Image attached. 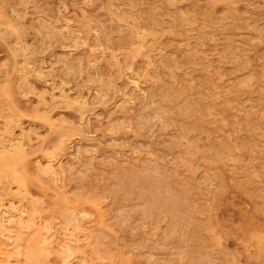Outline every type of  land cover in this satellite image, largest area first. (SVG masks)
<instances>
[{
    "label": "rangeland",
    "instance_id": "rangeland-1",
    "mask_svg": "<svg viewBox=\"0 0 264 264\" xmlns=\"http://www.w3.org/2000/svg\"><path fill=\"white\" fill-rule=\"evenodd\" d=\"M0 21V264H264V0Z\"/></svg>",
    "mask_w": 264,
    "mask_h": 264
},
{
    "label": "bare ground",
    "instance_id": "bare-ground-1",
    "mask_svg": "<svg viewBox=\"0 0 264 264\" xmlns=\"http://www.w3.org/2000/svg\"><path fill=\"white\" fill-rule=\"evenodd\" d=\"M3 12H5V11H3ZM3 12H2V13H3ZM5 13H6V12H5ZM5 13H4V14H5ZM4 14H3V15H4ZM24 14H25V13H24ZM25 15H26V14H25ZM4 18H6V17L4 16ZM9 19H10V18H9ZM0 22H1V21H0ZM7 22H8V21H7ZM7 22H5V23H7ZM5 23H3V24L5 25ZM7 25H8V24H7ZM89 30H90V28H89ZM75 37H77V36H75ZM75 37H74V38H75ZM76 39H77V38H76ZM77 40H78V39H77ZM74 41H75V40H74ZM3 93H4V92H3ZM169 94H170V93H169ZM60 95H61V94H60ZM167 95H168V94H167ZM63 96H65V95H63ZM164 96H165V95H164ZM164 96H163V97H164ZM43 97H44V96H43ZM67 97H68V96H67ZM166 97H167V96H166ZM68 98H69V97H68ZM169 98H170V96H169ZM79 99H80V98H79ZM81 99H82V98H81ZM85 99H86V98H85ZM165 99H166V98H165ZM172 99H173V98H172ZM75 100H77V99L75 98ZM82 100H84V98H83ZM171 101H172V100H171ZM167 102L169 103L170 101H167ZM167 102H166V103H167ZM81 103H82V102H81ZM164 103H165V102H164ZM168 103H167V105H168ZM170 103H171V102H170ZM170 103H169V105H170ZM173 103H174V102H173ZM159 105H161V104H159ZM169 105H168V107H169ZM173 105H174V104H173ZM173 105H171L172 108H173ZM165 106H166V104H165ZM156 108H157V107H156ZM158 108H159V107H158ZM158 108H157V109H158ZM162 109H163V108H162ZM162 109H161V110H162ZM170 109H171V108H170ZM159 110H160V109H159ZM172 110H173V109H172ZM174 110H175V109H174ZM164 111H165V110H164ZM164 111H163V112H164ZM166 111H167V110H166ZM169 111H170V110H169ZM169 111H168V112H169ZM169 113H170V112H169ZM155 114H156V113H155ZM155 114H154V115H155ZM158 114H159V113H158ZM169 115H170V114H169ZM163 116H164V115H163ZM156 118H157V117H156ZM162 118L164 119L165 117H162ZM159 119H160V118H159ZM170 121H171V120H170ZM165 122H166V119H165ZM171 124H172V123H171ZM164 125H165V123H164ZM162 126H163V125H162ZM11 128H12V127H11ZM4 130H5V129H4ZM10 130H11V129H10ZM12 138H13V137H12ZM4 139H6V137H4ZM65 142H66V141H65ZM7 143H8V142H7ZM188 143H189V142H188ZM188 143H186V144H188ZM67 145H68V144H67ZM14 146H15V145H14ZM18 146L20 147V145H18ZM186 146H187V145H186ZM68 147H69V146H68ZM196 147H198V146H196ZM64 148H67V147L64 146ZM5 149H6V148H5ZM13 149H14V148H13ZM8 150H10V149H8ZM11 151H12V150H11ZM65 151H66V150H65ZM2 152H3V151H2ZM66 152H67V151H66ZM24 153H25V152H24ZM63 153H64V152H63ZM194 153H195V152H194ZM1 154H2V153H1ZM64 154H65V153H64ZM57 155H58V154H57ZM68 155H69V154H68ZM195 155H196V154H195ZM58 156H59V155H58ZM60 157H61V156H59V158H60ZM62 157H63V156H62ZM57 159H58V158H57ZM59 161H60V160H59ZM45 162H46V161H45ZM47 163H48V162H47ZM53 163H54V162H53ZM44 165H45V164H44ZM55 165H56V164H55ZM53 166H54V165H53ZM17 167H18V166H17ZM51 168H52V167H51ZM58 168H59V167H57V169H58ZM60 168H61V167H60ZM133 168H134V167H133ZM52 169H53V168H52ZM62 170H63V169H62ZM65 170H66V169H65ZM69 170H70V169H69ZM145 171H146V170H145ZM66 172H67V171H66ZM76 172H77V171H76ZM148 172H149V169H148ZM72 173H74V172H72ZM84 173H85V172H84ZM84 173H82V174H84ZM135 173H136V172H135ZM138 173H139V172H138ZM69 174H71V173H69ZM131 174H132V173H131ZM131 174H130V175H131ZM79 175H81V174H79ZM132 175L134 176V172H133ZM138 175H139V174H138ZM135 176H136V175H135ZM144 176H145V175H144ZM80 177H81V176H80ZM138 177H139V176H138ZM140 178H141V177H140ZM145 178H146V177H145ZM142 179H143V178H142ZM55 180H56V179L54 178V181H55ZM134 180H135V179H134ZM56 181H57V180H56ZM148 181H149V180H148ZM79 182H80V181H79ZM130 182H131V180H130ZM130 182H129V183H130ZM133 182H134V181H133ZM137 182H138V181H137ZM137 182H136V184H137ZM149 182H151V181H149ZM119 183H120V182H119ZM147 183H148V182H147ZM25 184H26V182H25ZM120 184H121V183H120ZM126 184H127V183H126ZM136 184H135V185H136ZM118 185H119V184H118ZM122 186H123V185H122ZM12 187H13V186H12ZM114 187L116 188L117 186L114 185ZM119 187H120V186H119ZM119 187H117V188H119ZM127 187H128V184H127ZM130 187H133V186H130ZM130 187H129V188H130ZM25 188H26V187H25ZM118 190H119V189H118ZM128 190H130L129 192L133 191V190H131V188L128 189ZM128 190H127V188H126V193H128V192H127ZM141 190H142V189H141ZM12 191H13V189H12ZM120 192H121V191H120ZM120 192H119V194H120ZM123 192L125 193V191H123ZM139 192H140V191H139ZM139 192H138V194H139ZM143 192H144V191H142V193H140L139 195L143 194ZM27 193H28V192H27ZM113 193H114V192H113ZM133 193H134V191H133ZM114 194H115V193H114ZM125 195H126V194H125ZM128 195H131V194L128 193ZM117 196H118V195H117ZM126 196H127V195H126ZM144 196H145V194H144ZM112 197H113V196H112ZM120 197H122V196H120ZM131 197H132V196H131ZM137 197H138V196H137ZM137 197H135V198H137ZM117 198H119V197H117ZM123 198H125V197L123 196ZM133 198H134V197H133ZM111 199H113V198H111ZM114 199H115V198H114ZM119 199H120V198H119ZM120 200H121V199H120ZM117 202H118V201H117ZM149 204H150V203H149ZM149 204H148V206H146V208H148V210L151 208V207H149ZM93 205H94V204H93ZM112 205H113V204H112ZM14 206H15V205H14ZM20 206H21V205H20ZM69 206H70V205H69ZM126 206H127V205H126ZM135 206H136V205H135ZM135 206H134V207H135ZM21 207H22V206H21ZM96 208H97V207H96ZM143 208H144V207H143ZM146 208H144V209H146ZM152 209H153V208H152ZM69 210L71 211V208H69ZM72 210H73V209H72ZM153 210L155 211V209H153ZM132 211H133V210H132ZM145 211L147 212V209H146ZM141 213H142V212H141ZM143 213H144V212H143ZM82 214H83V213H82ZM78 215H79V214H78ZM78 215H76V216H78ZM86 215H87V214H86ZM118 215H119V214H118ZM149 215H150V214H149ZM151 215H152V214H151ZM153 215H154V214H153ZM128 217H129V216H128ZM1 218H2V217H1ZM123 218H124V217H123ZM3 219H4V218H3ZM175 219H177V218H175ZM6 220H7V219H6ZM21 220H23V219H21ZM74 220H75V219H74ZM74 220H73V221H74ZM121 220H122V219H121ZM124 220H125V218H124ZM128 220H129V219H128ZM4 221H5V220H4ZM77 222H78V221H77ZM103 222H104V221H103ZM128 222H129V221H128ZM126 223H127V222H126ZM4 224H5V223H4ZM100 224H101V223H100ZM103 224H104V223H103ZM80 225H81V224H80ZM37 226H38V225H37ZM77 226H78V225H77ZM70 228H71V227H70ZM86 228H87V227H86ZM179 228H180V227H179ZM179 228H178V229H179ZM82 229H83V228H82ZM103 229H104V228H103ZM175 229H176V228H175ZM104 230H105V229H104ZM92 231H93V230H92ZM71 232H72V231H71ZM93 232H94V231H93ZM176 232H177V231H176ZM94 234H95V233H94ZM99 234L101 235L100 232H99ZM104 235H105V234H104ZM95 236H96V235H95ZM98 236H99V235H98ZM17 237H18V236H17ZM17 237H16V238H17ZM51 237H52V236H51ZM92 239H93V238H92ZM80 240H81V239H80ZM105 240H106V239H104V241H105ZM104 241H103V242H104ZM107 241H108V240H107ZM81 242H82V241H81ZM7 243H8V242H7ZM105 243H106V242H105ZM0 244H1V243H0ZM2 244H3V243H2ZM8 245H9V244H8ZM66 245H67V244H66ZM66 245H65V246H66ZM90 245H91V244H90ZM98 245H99V244H98ZM100 246H101V245H100ZM4 247H5V246H4ZM6 247H8V246H6ZM67 247H68V246H67ZM35 248H36V246H35ZM35 248H34V249H35ZM64 248H65V247H64ZM68 248H70V247H68ZM0 249H1V248H0ZM4 251H5V250H4ZM6 251H7V250H6ZM35 251H36V250H35ZM76 251H77V249H76ZM76 251H75V252H76ZM0 252H1V251H0ZM9 252H10V251H9ZM10 254H11V253H10ZM37 254H38V252H37ZM73 254H74V252H73ZM104 254H106V252H105ZM148 254H150V253H148ZM85 255H86V253H85ZM90 255H91V254H90ZM92 255H93V254H92ZM92 255H91V256H92ZM110 255H111V254H110ZM93 259H94V258H93ZM89 261H90V259H89ZM21 262H22V261H21ZM90 262H92V258H91V261H90ZM22 263H23V262H22ZM68 263H69V262H68ZM87 263H88V262H87ZM48 264H49V263H48ZM96 264H97V263H96ZM99 264H100V263H99ZM192 264H193V263H192Z\"/></svg>",
    "mask_w": 264,
    "mask_h": 264
}]
</instances>
